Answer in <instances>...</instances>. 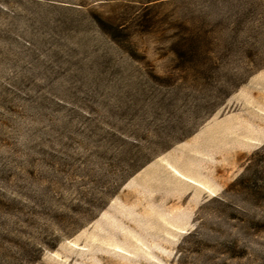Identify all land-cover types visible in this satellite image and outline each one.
Returning <instances> with one entry per match:
<instances>
[{
	"label": "rangeland",
	"instance_id": "1",
	"mask_svg": "<svg viewBox=\"0 0 264 264\" xmlns=\"http://www.w3.org/2000/svg\"><path fill=\"white\" fill-rule=\"evenodd\" d=\"M0 264H264V0H0Z\"/></svg>",
	"mask_w": 264,
	"mask_h": 264
},
{
	"label": "trees",
	"instance_id": "2",
	"mask_svg": "<svg viewBox=\"0 0 264 264\" xmlns=\"http://www.w3.org/2000/svg\"><path fill=\"white\" fill-rule=\"evenodd\" d=\"M194 129H195V127H193L192 129H188V130H186L184 133H183V135H182V137L181 138H185V137H187L189 134H191L193 131H194Z\"/></svg>",
	"mask_w": 264,
	"mask_h": 264
},
{
	"label": "bare ground",
	"instance_id": "3",
	"mask_svg": "<svg viewBox=\"0 0 264 264\" xmlns=\"http://www.w3.org/2000/svg\"><path fill=\"white\" fill-rule=\"evenodd\" d=\"M252 142V141H251ZM253 142H255V141H253ZM193 179V178H192ZM190 181V180H189ZM202 184V183H201ZM198 185H200V184H198ZM201 186V185H200ZM201 187H203V186H201ZM117 249V248H116Z\"/></svg>",
	"mask_w": 264,
	"mask_h": 264
}]
</instances>
